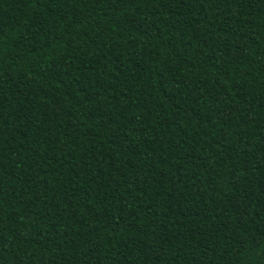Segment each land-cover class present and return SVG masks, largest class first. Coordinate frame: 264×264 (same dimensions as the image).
Instances as JSON below:
<instances>
[{"label": "trees", "instance_id": "obj_1", "mask_svg": "<svg viewBox=\"0 0 264 264\" xmlns=\"http://www.w3.org/2000/svg\"><path fill=\"white\" fill-rule=\"evenodd\" d=\"M0 264H264V0H0Z\"/></svg>", "mask_w": 264, "mask_h": 264}]
</instances>
